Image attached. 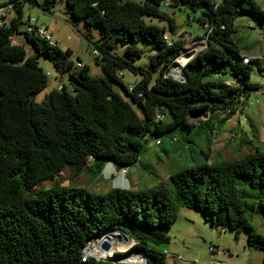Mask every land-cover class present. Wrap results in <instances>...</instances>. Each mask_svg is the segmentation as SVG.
I'll return each instance as SVG.
<instances>
[{"label":"trees","instance_id":"16d2710c","mask_svg":"<svg viewBox=\"0 0 264 264\" xmlns=\"http://www.w3.org/2000/svg\"><path fill=\"white\" fill-rule=\"evenodd\" d=\"M26 2L51 12L57 0H11L15 18L9 25H0V264H126L121 260L135 249L146 254L148 264H167L168 232L181 208L209 215L213 227L237 235L246 230L249 246L264 249V236L248 218V213L257 210L264 213V149L215 163H209L204 153L203 164L186 162L176 167L169 177L172 188L160 183L144 190L113 188L99 194L54 185L35 191L67 167L74 176L87 172L92 179L102 175L107 162L117 171L135 167L152 141L161 139L163 145L170 140L176 146L182 135L189 142L197 130L212 131L216 122L233 118L240 97L260 91V85L251 83L255 68L264 74L259 58L244 62L248 57L234 42L233 30L235 21L245 16H254L264 25V8L258 0H145L142 4L65 0L72 22L88 27L90 42L93 29L101 30L93 45L103 76H92L87 66L78 69L72 76L80 80L79 88L64 85L42 103L35 98L49 81L39 59L48 58L62 73L70 72L73 52L20 32ZM165 3L187 14L189 21H197L204 36L196 39L208 43L182 66L186 79L169 73L187 42L168 45L165 41V34L175 36L178 29L164 10ZM17 36H23L35 54L27 57L25 47L14 40ZM140 41L158 50L150 70L134 65L144 55L137 46ZM118 44L128 45L126 59L114 53ZM122 70L141 79L125 86ZM114 84L141 108L143 117L114 91ZM207 112L208 119L192 123L194 115ZM159 113L166 118L158 120ZM179 148L190 149L184 144ZM113 228L136 241L133 249L114 253L108 260L85 258L89 242Z\"/></svg>","mask_w":264,"mask_h":264},{"label":"rangeland","instance_id":"374dc122","mask_svg":"<svg viewBox=\"0 0 264 264\" xmlns=\"http://www.w3.org/2000/svg\"><path fill=\"white\" fill-rule=\"evenodd\" d=\"M11 0H0V5H7ZM23 1V0H22ZM136 3H144L145 0H129ZM263 0H260V2ZM164 10L171 15L177 24V35L173 36L168 32L171 41L186 40V48L189 52L198 48L197 51H203L207 44L206 40L196 37L204 36V30L195 20H190L187 14L181 11H173L169 7ZM24 17L34 18L38 25L48 27L52 33V39L62 50L70 48L74 55L71 60L74 62V69L62 73L55 64L48 58H40L39 65L47 74L48 87L38 94L35 102L42 103L47 100L51 91L61 89L64 85L70 87L69 77L73 72H77V62H82L83 66L90 69V74L95 77L103 76L101 67L96 63L95 46L101 37L99 28L93 29V41L86 38L88 27L84 22H72L70 9L67 7L65 0H57L51 12H43L38 7L29 2L25 3ZM159 27H168L165 22H159L156 19H146ZM234 42L238 45L240 51L245 54H257L262 66L264 67V31H260L258 20L254 16H245L237 19L234 23ZM25 27H20L23 33ZM16 43L23 45L27 52V57L35 54L34 49L29 45L23 36L15 37ZM128 45L118 44L114 53L126 59V48ZM137 46L144 51L141 59L135 62L136 67H142L150 70V62L158 50L153 44L146 41H140ZM175 69V63L172 65L169 73ZM172 76V75H170ZM174 77V76H172ZM178 79L177 77H174ZM141 79L140 75H135L129 70L121 71V80L125 86H133ZM251 83L256 85L264 84V74H261L255 68ZM114 91L123 96L132 104L137 113L143 117L141 108L131 101L124 89L119 84H114ZM259 100V104L248 109L246 113L247 124L241 126L240 118L234 117L227 121L221 120L216 122L212 131L197 130L195 136H189V142H184V136L178 140L176 146L165 140L163 145H156L151 142L150 149L141 157L142 161L137 166L117 171L115 167L107 162L105 170L97 179H92L89 173L85 172L80 176H74L72 169L67 167L60 173L54 181H45L36 188V192L50 189L54 185L67 187H80L89 191L105 194L113 188H122L132 191L144 190L166 183L172 188L169 180L170 171L173 164L181 166L184 163L183 155L188 158L187 164L197 166L203 164L205 160L204 153L210 157L209 163L232 161L241 159L247 154L254 152L257 148L264 149V120H253L248 112L264 106V95L262 92H254L251 100ZM202 116L203 120L208 119ZM197 118H192V123ZM224 121V122H223ZM195 132V130H194ZM188 146L190 149L172 151L175 148ZM179 152L175 156L173 153ZM172 165V166H171ZM250 191V190H248ZM249 203L252 201L248 200ZM248 218L256 232L264 236V213L257 210L254 213H248ZM171 243L169 251L176 255L182 256L186 264L198 261L200 264H211L219 261L222 264H264V249L250 247L248 244L249 233L244 230L236 234L229 229L213 227L212 219L209 215L203 214L187 208H181L177 221L171 226L169 232ZM210 247L215 248V254H211ZM125 250L116 251L115 253H124ZM124 260V259H123ZM142 260V259H141ZM143 261V260H142ZM167 264H182L172 256H167Z\"/></svg>","mask_w":264,"mask_h":264},{"label":"built area","instance_id":"2783aa9c","mask_svg":"<svg viewBox=\"0 0 264 264\" xmlns=\"http://www.w3.org/2000/svg\"><path fill=\"white\" fill-rule=\"evenodd\" d=\"M164 6L168 8L169 7V3H165ZM9 12H15V5L14 4H9V5L5 6V7L0 8V25H2L4 23L5 18L7 17ZM22 23H23V26L25 27V33L34 35V36L40 38L41 40H45L51 46H55L56 45L53 42L52 33L49 31L48 27L38 25V22H37L36 19L31 18V17H28V18L24 17V19L22 20ZM204 29L205 30H209V26L205 25ZM260 31H264V25L260 26ZM164 39L168 43V45L172 44V41L169 39L168 34L164 35ZM96 55H97V52H95L94 56H96ZM263 59H264V57H263ZM244 62L248 63L249 62V58H245ZM76 67H77V69L84 68L82 62H80V61L77 62ZM227 84L231 85V82L228 81ZM260 87H261L260 88V92L264 93V84H261ZM253 93L254 92L242 95L240 97V99H239V102H238L237 106H236V115L234 117H239L240 118L239 124L241 126H245L247 124L248 120H247V117H246V113H247L248 109L253 108V107H255L256 105L259 104V100L258 99L255 100V101L251 100V96H252ZM228 113H230L229 110H228ZM157 118H158V120H163L166 117H165L164 114L159 113L157 115ZM153 142H155L156 145H161V139H156ZM125 170L126 169H123L121 171H125ZM210 252H211V254H215L216 249L210 247ZM165 254L168 257L171 256V254H169L168 251H166ZM85 258H86V256H85ZM176 259H177L178 262H180L182 264H186V262L184 261V258L182 256H177ZM84 261H85V259H84ZM190 264H200V263L198 261H195V262L190 263ZM211 264H222V263L219 262V261H215V262H213Z\"/></svg>","mask_w":264,"mask_h":264},{"label":"water","instance_id":"95a60500","mask_svg":"<svg viewBox=\"0 0 264 264\" xmlns=\"http://www.w3.org/2000/svg\"><path fill=\"white\" fill-rule=\"evenodd\" d=\"M206 44H208L207 41H206ZM201 51H197V52H193L192 53V52H188L186 48H183L180 56L184 55L185 58H187V60H188L187 63H188L190 60H192ZM177 59L174 62L175 63V69H181V76H179L177 78L180 79V80L181 79H186V73L184 72V67L185 66L184 67H180L178 62H177ZM170 75H172V74L170 73ZM68 82H69V84H71L72 86L77 87V88H79L81 86L80 85V80L77 79L75 76H72V75L69 77ZM193 118H202V116L194 115ZM115 233L122 234L125 237V239L127 240L126 244L123 245V246L127 247V249L125 250L126 252L129 251V250H132L133 247L137 244L136 241L131 236H129L125 231H123L121 229H118V228H113V229H109L105 234H102L99 238L90 241L89 244L84 249V256L93 257V258H95L97 260H101V259L102 260H108V258L112 257L113 254L116 251H120V249H118L119 247H121L120 244H118L116 241H114L112 243L109 241V239L113 238ZM100 239H101V243L99 244V249L104 254V256H99L98 253L89 252V248H90L91 243L93 241H98ZM136 257L143 260L142 264H148V258L146 256V254L143 251L138 250V249H135L132 252H130L124 258V260L122 259L121 261L126 263V264H138V263L133 262V261L130 260V258H136Z\"/></svg>","mask_w":264,"mask_h":264},{"label":"bare ground","instance_id":"6f19581e","mask_svg":"<svg viewBox=\"0 0 264 264\" xmlns=\"http://www.w3.org/2000/svg\"><path fill=\"white\" fill-rule=\"evenodd\" d=\"M197 49H198V48H195V49L191 50L192 53H193V52H196ZM187 51L189 52V50H187ZM187 61H188V60H187V58H185L184 55L180 56V57L177 59V62H178V64H179L180 67L186 65V64H187ZM171 74H172L173 76H175V77H179V76H181V69H174V70L171 72ZM109 241H110L111 243L114 242V241H116L118 244H120L121 247H119L118 249H120V250H122V251L127 249V247L123 246L124 244H126L127 240H126L125 237H124L122 234H120V233H115V235L113 236V238H112V239H109ZM100 243H101V239L98 240V241H93V242L91 243V245H90L89 252H91V253H98L99 256H104V254H103V253L100 251V249H99V244H100ZM130 260L133 261V262H136V263H138V264H142V263H143V261H142L140 258H137V257H136V258H130Z\"/></svg>","mask_w":264,"mask_h":264},{"label":"crops","instance_id":"0c3cea01","mask_svg":"<svg viewBox=\"0 0 264 264\" xmlns=\"http://www.w3.org/2000/svg\"><path fill=\"white\" fill-rule=\"evenodd\" d=\"M258 3L264 8V0L263 1H261L260 2V0H258ZM13 18H15V12H9L8 13V15H7V17L5 18V23H7L8 25L11 23V21L13 20ZM18 37H20V36H18ZM57 45V44H56ZM58 46V45H57ZM59 47V46H58ZM60 48V47H59ZM61 49V48H60ZM67 49H69V50H71L70 48H65L64 50H62V51H66ZM72 51V50H71ZM73 52V51H72ZM245 54V53H244ZM73 55H74V53H73ZM248 58H257L258 57V55L257 54H245ZM263 95H264V93H263ZM248 114H249V116L253 119V120H255V121H257V120H264V106H261V107H259V108H256L255 110H252L250 113L248 112ZM175 150H179V152H181V149L179 148H175V149H173L172 151L174 152ZM179 152H175V153H173V155L175 156L176 154H178ZM183 153H184V151H183ZM183 160H184V163L182 164V165H184L187 161L186 160H188V158H187V156L184 154L183 155ZM181 165V166H182ZM172 166V165H171ZM173 168H172V170L170 171V173H172L175 169H176V167H179V166H177L176 165V163L175 164H173V166H172ZM120 172V171H119ZM170 177V176H169ZM168 252H169V254H171V256L172 257H174L175 258V260H177L176 259V255H174V254H172L170 251H169V249L167 250Z\"/></svg>","mask_w":264,"mask_h":264}]
</instances>
